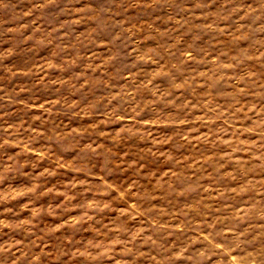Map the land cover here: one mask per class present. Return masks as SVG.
<instances>
[{"label": "clouds", "instance_id": "clouds-1", "mask_svg": "<svg viewBox=\"0 0 264 264\" xmlns=\"http://www.w3.org/2000/svg\"><path fill=\"white\" fill-rule=\"evenodd\" d=\"M0 14V264H264V0Z\"/></svg>", "mask_w": 264, "mask_h": 264}, {"label": "rangeland", "instance_id": "rangeland-1", "mask_svg": "<svg viewBox=\"0 0 264 264\" xmlns=\"http://www.w3.org/2000/svg\"><path fill=\"white\" fill-rule=\"evenodd\" d=\"M26 2V0H14V3L19 4V6L22 8L24 6V3ZM2 15V14H0Z\"/></svg>", "mask_w": 264, "mask_h": 264}]
</instances>
